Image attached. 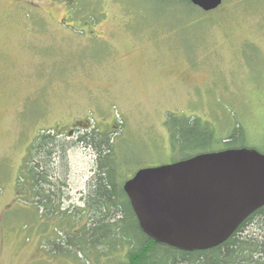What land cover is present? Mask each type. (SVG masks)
Wrapping results in <instances>:
<instances>
[{"label":"rangeland","instance_id":"obj_1","mask_svg":"<svg viewBox=\"0 0 264 264\" xmlns=\"http://www.w3.org/2000/svg\"><path fill=\"white\" fill-rule=\"evenodd\" d=\"M183 2L0 0V264L127 263V249L53 253L59 219L23 202L28 148L50 130L70 147L57 177L72 226L97 169L79 142L87 131L114 139L125 180L229 148L264 154V0H224L213 13ZM188 119L193 134L174 149L168 125ZM254 231L237 237L231 262L264 264L246 243Z\"/></svg>","mask_w":264,"mask_h":264},{"label":"trees","instance_id":"obj_2","mask_svg":"<svg viewBox=\"0 0 264 264\" xmlns=\"http://www.w3.org/2000/svg\"><path fill=\"white\" fill-rule=\"evenodd\" d=\"M183 3L193 6L189 2ZM98 21L99 18L93 16V26ZM196 122L197 120L193 119L179 123L170 121L168 126L172 132L174 149L176 146L186 144L190 135L193 134L191 126ZM50 132L51 130L41 135L28 148L19 174L18 187L21 195L30 197L22 200L35 207V217L37 214L41 217L44 214L48 219H59L54 230L58 238L54 240L53 253L61 252L63 255H68V253L78 251V253L83 252L89 257L101 260L103 259L101 255L110 259L115 257L116 253L127 249L126 264H188L192 262L195 264H237V262H231L236 260L235 254L238 253L234 249L240 242L237 237L253 226H255L254 234L246 243H249V250L252 253H264V207L245 220L228 241L212 250L184 252L159 245L146 237L140 229L124 191L125 182L132 177L125 180L116 174L117 165L113 159L114 139L112 140L107 133H100L99 130L87 131L79 139V142L95 152L98 161L89 194L82 197L81 207L71 214L74 220V226H72L68 215L70 210L68 213L61 212L63 200L60 184L63 187L66 184L64 180L57 177V159L61 160V165L66 164L70 147L65 142H58V135H52ZM233 140L234 138L231 137L230 141L225 144ZM189 158L192 157L181 161ZM78 217L81 222L86 220L76 229L77 222H80L77 220Z\"/></svg>","mask_w":264,"mask_h":264},{"label":"water","instance_id":"obj_3","mask_svg":"<svg viewBox=\"0 0 264 264\" xmlns=\"http://www.w3.org/2000/svg\"><path fill=\"white\" fill-rule=\"evenodd\" d=\"M175 1L211 13L224 0ZM124 191L146 237L184 252L212 250L264 207V154L229 149L142 169Z\"/></svg>","mask_w":264,"mask_h":264}]
</instances>
